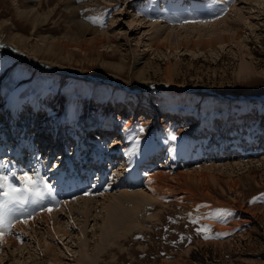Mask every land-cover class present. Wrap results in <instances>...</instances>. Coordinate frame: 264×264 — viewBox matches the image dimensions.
<instances>
[{
  "label": "rangeland",
  "instance_id": "374dc122",
  "mask_svg": "<svg viewBox=\"0 0 264 264\" xmlns=\"http://www.w3.org/2000/svg\"><path fill=\"white\" fill-rule=\"evenodd\" d=\"M27 1L0 0V19H7L5 26L10 29L8 42L47 65L73 73L62 80L53 68L45 71L15 53L0 50V176L17 179L19 183H7L23 187L18 177L36 173L52 186L53 193L67 191L64 197L89 192L104 198V193H119L125 186L128 191L147 187L157 202L143 204L135 214L128 208L131 203H118L116 215L122 218L102 235L92 207L81 209L84 212L72 209L74 218L81 213L75 223L69 218L72 240L44 234L54 242L53 248H59L57 263H49V253L44 252L52 243H36L46 223L34 222L36 233H18L22 249H14L10 241L0 242V264H30L34 257L26 256L37 247L40 256L34 259L40 264H264V97H233L264 91V0H40L38 10L50 12L48 21L39 27L41 33L56 37L78 33L76 15L109 36L104 42L96 40L89 50L83 44L82 49L68 46L61 53L33 50L11 38L13 29L31 41L37 39L32 24L17 13L16 7ZM219 18L224 21L215 28L208 25ZM188 24L204 26L181 28ZM90 36L91 32L85 33ZM138 54L141 58L133 68ZM120 60L122 69L101 64ZM244 61L248 68L239 71ZM74 72L110 80L96 81L91 90L90 81ZM15 88L20 90L13 98ZM18 108H23L25 116L13 121V110ZM128 121L132 123L129 145L137 150L127 166L134 173L132 182L126 181L127 170L116 172L108 157L113 141L91 137L104 122H111L107 125L111 131L114 125L123 127ZM25 123L29 128L22 131ZM34 124L43 127L49 138L56 129H65L66 144L52 147L55 153L49 152L50 147L39 149L30 132ZM18 143L23 147L22 158L15 153ZM84 149L90 161L80 165L76 155ZM99 157L105 160L103 165ZM210 163L215 167L205 170L200 180L193 171ZM142 171L165 175L150 188L142 181ZM185 171L192 174L183 178L180 174ZM74 181L79 183L77 190L73 186L63 190V182ZM21 209L33 211L29 204L17 205L16 210ZM222 209L231 214L217 215ZM61 215V221L68 220L67 213ZM130 219L137 225L117 235L114 231L120 232ZM204 226L210 227L209 239L197 231ZM94 230L96 234L100 231V239ZM81 234L85 235L82 241Z\"/></svg>",
  "mask_w": 264,
  "mask_h": 264
},
{
  "label": "bare ground",
  "instance_id": "6f19581e",
  "mask_svg": "<svg viewBox=\"0 0 264 264\" xmlns=\"http://www.w3.org/2000/svg\"><path fill=\"white\" fill-rule=\"evenodd\" d=\"M40 2V0H28L25 4H24V6H22V7H16L17 8V13L19 14V15H22V17L23 18H25V20H27V21H29L31 24H32V28L35 30V31H37L38 32V34H37V39H36V41H31L30 39H28L29 38V36H27V35H24L23 33H20V32H18V31H14L13 29H11L12 30V32H10L11 33V38L13 39V40H18L19 42H21L24 46H30L33 50H46V51H52V52H57V51H60V53L62 52L61 50H63V48H67L68 46H76V47H78V48H81V47H83V44H85L86 45V47H83V48H86V49H90L91 48V46L94 44V43H96L97 41L96 40H98V39H102V40H100L99 42H104V41H106V40H108V35H107V31H98L97 30V28H94V27H92L88 22H87V20H83V17H81V16H73V20H74V22L76 23V25H77V27H78V29H80V31L79 32H81V33H74V32H67V33H63L62 35H59L58 37H56V36H54V35H51V34H49V35H45V34H43V33H41L40 32V29H39V27L40 26H42L43 25V23H45V21H48L47 20V17H48V15L50 14V12H47V13H42V12H40L38 9L39 8H37L38 6H36V4L37 3H39ZM204 2V1H203ZM69 4V3H68ZM195 4V3H194ZM202 5V4H201ZM77 7V6H76ZM76 9V8H75ZM74 9V10H75ZM72 14V13H71ZM18 15V16H19ZM24 20V19H23ZM24 20V21H25ZM219 20V21H218ZM218 20H213L212 22V24H208V25H213V27L215 28V26L214 25H217L219 22H222V21H224L225 20V17H224V20H220V18L218 19ZM8 22V20L7 19H0V30H2V29H4L3 27L6 25V23ZM132 22V21H131ZM187 24V23H186ZM186 26H192V27H195V26H199V28H203V26H204V24H202V25H197V24H188V25H184V26H182L181 28L183 29V27H186ZM12 28V27H11ZM187 30H188V27H187ZM186 30V31H187ZM215 30V29H214ZM8 31H10V29H7V27L5 26V30H3L2 32V34L4 35H0V50H6V51H10V52H12V53H15V54H17V55H19L18 57L21 59H29V60H31L32 62H33V64L38 68V67H40V68H42L43 70H48V69H51V68H53L54 70H55V72H57V73H59L60 74V76H61V79L62 80H64L67 76H69V74H71V72H73L72 70H67V69H61V68H58V67H55V66H51V65H47L46 63H44V62H41V61H39L37 58H35L34 56L33 57H31V56H29V55H27V54H24L22 51H19V50H17V48L14 46V45H11L10 44V42H8V40H7V34H8ZM86 32H91V36H90V39H88V37H85V33ZM215 31H211L210 30V33H214ZM168 34H169V36H170V33L169 32H167ZM209 34V33H208ZM10 35V34H9ZM32 35V34H31ZM83 35V36H82ZM56 38H58V39H56ZM163 38H167V36H164V37H161V39H163ZM10 39V38H9ZM11 40V39H10ZM108 42V41H107ZM30 43V44H29ZM29 44V45H28ZM95 47V46H94ZM69 49V48H68ZM82 49V48H81ZM70 51V50H69ZM71 52V51H70ZM69 53V52H68ZM69 55V54H68ZM134 60H135V62H134V64H133V68H134V66H135V64L137 63V62H139V59L141 58V56L138 54V55H136V56H134ZM122 59V58H121ZM38 60V61H37ZM243 61V60H242ZM106 63V65L107 66H111V67H113V68H115V69H122L123 68V65H124V63H123V61L122 60H120V61H115V62H105V61H101V64L103 65V64H105ZM241 64V66L239 65V67H241V68H239V71L240 70H247V68H248V66H247V62L245 63V61L244 62H240ZM44 67V68H43ZM39 68V69H40ZM52 69V71H54ZM137 72L139 73V72H141L142 73V69H138L137 68ZM75 73V72H74ZM137 73V74H138ZM79 74V73H78ZM82 76L81 77H84V79H87V80H89L90 81V83H91V90H93V87L95 86V83H96V81H100V80H103V81H105V80H110V78L108 79V78H106V77H100V76H95V75H87V74H83V73H80ZM140 74H138V76H139ZM97 79V80H96ZM113 82H115V83H113L114 85H123L121 82H117V81H113ZM167 84V83H166ZM125 88L127 89V88H129L127 85H125ZM129 89H131V88H129ZM19 90H20V88H15L14 89V92H12L13 93V95H12V97L13 98H15V97H17V95L19 94ZM258 94H260V93H258ZM258 94H250V95H252L250 98H254V97H257V98H259V97H261V96H258ZM244 95H246V94H244ZM38 98L39 97H37L36 98V101H35V105H37V101H38ZM10 105V104H9ZM9 107V106H8ZM37 107V106H36ZM34 109V108H33ZM23 111V108L22 109H17V110H13V116L10 118L11 120H13V121H15L19 116H25V113H23L22 112ZM11 115V114H10ZM9 119V120H10ZM19 119V118H18ZM7 120V119H6ZM11 120H10V122H11ZM32 121H33V119H32ZM111 121V120H110ZM9 122V121H8ZM111 123V122H110ZM110 123H108V122H104L103 124H101L100 125V127L95 131L94 130V132H93V135L91 136L92 138H99L98 140H100V142H101V140L105 137V138H110V140H112L113 141V143H112V145L110 146V148H109V152H107V153H111V154H109V159H111V163H114V167H115V169H117V171L116 172H118V170H121L122 168H124V169H126L127 170V172H126V174H125V177H126V181H129V182H132L133 180H134V173H133V170H129V169H127V166L129 165V163H130V158L131 157H133L134 155H135V153L137 152V150L136 149H131L130 148V145H129V140L131 139V138H129L130 137V135H131V133H132V123L130 122V121H128L127 123H126V125L125 126H123V127H117L116 125H114V129H112L111 131H109L110 129H107V125H109ZM10 124V123H9ZM14 124V123H13ZM13 124H11V125H13ZM27 124L28 123H25V124H23L22 125V131H26L28 128L26 127L27 126ZM7 126V125H6ZM33 126H35V127H31L32 129L30 130V132H31V135H32V138L34 139V143H35V145L37 146V147H39V149H41L42 147H45V148H52V147H56L57 148V145H60V146H62L64 143L66 144V142H67V138L68 137H66L65 136V129H64V132H61L60 130L58 131V129H56L55 130V133L53 134L54 136H52V137H50L49 138V136L48 137H46V135H47V132H43L42 131V128H40L39 126L37 127V124H34ZM87 128H88V131H89V127L87 126ZM87 128L85 127L84 129H85V133H84V135H86L87 134V138H88V136H90L89 135V132H87ZM16 127H14L13 128V131L15 132L16 130ZM107 129V130H106ZM106 130V131H105ZM93 131V130H92ZM67 132V131H66ZM106 132H107V135H105L106 134ZM109 132V133H108ZM7 134V133H6ZM11 135V134H10ZM52 135V134H51ZM50 135V136H51ZM79 138V137H78ZM24 139V138H23ZM77 140V139H76ZM75 140V142H77ZM97 140V139H96ZM97 140V141H98ZM80 142V141H79ZM99 142V143H100ZM105 142V141H104ZM121 142V143H120ZM21 143V142H20ZM110 143V142H109ZM19 144V143H18ZM81 144V143H80ZM83 144V143H82ZM93 144H95V143H93ZM93 144H91V145H93ZM101 144V143H100ZM69 145V144H68ZM77 145V144H76ZM84 145V144H83ZM102 145V144H101ZM108 145V144H107ZM16 146V145H15ZM59 146V147H60ZM73 147V146H72ZM89 147V146H88ZM105 147V146H104ZM26 148V147H25ZM56 148H52L51 150H49V152H53V153H55V150H56ZM77 147H75V149H76ZM83 148V147H82ZM98 148V147H97ZM32 149V148H31ZM74 149V150H75ZM85 149H86V147H85ZM84 149V150H85ZM98 149H100V148H98ZM90 150V149H89ZM88 150V151H89ZM92 151H93V149H91ZM103 150H105V149H103ZM16 151L17 152H15L16 153V155H17V157L18 158H22V152H23V147H20V144H19V146L17 147V149H16ZM87 150H85V151H82V150H80L78 153H77V155H76V157H77V159L79 160V163H80V165L82 164V163H85V162H87V161H90V160H88L87 159V155H85V152H86ZM102 151V150H101ZM58 152H60V151H57L56 153H58ZM160 152H162V151H157V153H155V154H158V153H160ZM68 153V152H67ZM98 154V153H97ZM154 154V155H155ZM162 154H163V156H166V154H165V152L163 151L162 152ZM57 155V154H56ZM59 155V154H58ZM95 155H96V153H95ZM63 156V155H62ZM98 156H100V154H98ZM31 157V156H30ZM68 157V156H67ZM167 157V156H166ZM141 158H142V155L140 156V155H138L137 156V160H141ZM165 158V157H164ZM94 159V158H93ZM96 160H97V156H96V158H95ZM28 160H30L29 158H28ZM68 160V159H67ZM101 160H103L102 158H100L99 157V159H98V161H99V164H101V165H103L104 164V162H105V160H104V162H102ZM97 161V162H98ZM74 162V161H73ZM236 163H238V162H236ZM94 164V163H93ZM96 164V163H95ZM107 164V163H106ZM153 164V163H152ZM77 165H78V163H77ZM84 165H86V163L84 164ZM37 166V165H36ZM70 166V165H69ZM83 166V165H82ZM88 166V165H87ZM99 166V165H98ZM108 166V165H107ZM215 167V164L214 163H210V165H205V166H203V167H201L200 168V170H195V171H193V172H196L198 175H199V179L200 180H203V175H204V173H205V170H211V167ZM90 167V166H89ZM101 167V166H100ZM99 167V168H100ZM37 168V167H36ZM40 168V167H39ZM95 168V167H94ZM106 168V167H105ZM49 169V168H48ZM74 169V168H73ZM93 169V168H92ZM96 169V168H95ZM110 169V168H109ZM123 169V170H124ZM158 169V168H157ZM20 170V169H19ZM79 170V169H78ZM86 170V169H85ZM94 170V169H93ZM104 170V169H103ZM102 170V171H103ZM122 170V171H123ZM141 170V169H140ZM46 171V170H45ZM44 171V172H45ZM99 171V170H98ZM114 171V172H115ZM86 172V171H85ZM89 172V171H88ZM115 172V173H116ZM120 172V171H119ZM124 172V171H123ZM141 172V171H140ZM148 172H150V171H148ZM78 173V172H77ZM152 173V172H151ZM151 173H147V171L145 172V171H142V181H143V183H145L144 185H147L148 187H152V186H155L154 184H156V182H155V179H157L160 175H162V176H164L165 174H164V172L162 173V172H156V173H153V174H151ZM88 174V173H87ZM95 174V173H94ZM99 174V173H98ZM192 174V171L191 172H188V171H185V173H183V174H180V175H183L182 177L184 178V177H186L187 175L189 176V175H191ZM80 175V174H79ZM84 175V174H83ZM89 175V174H88ZM141 175V174H140ZM46 176V175H45ZM93 176V175H92ZM60 177V176H59ZM67 177V176H66ZM79 177V176H78ZM88 177V176H87ZM89 177H90V175H89ZM88 177V178H89ZM115 177H117L116 176V174H115ZM71 178V177H70ZM93 178V177H92ZM175 178V177H174ZM56 179V178H55ZM61 180V179H60ZM78 180V179H77ZM86 180V179H85ZM98 180V179H97ZM164 180V179H163ZM176 180V179H175ZM76 181V180H75ZM74 181V183L73 182H68V183H66V182H63V183H65V184H63L62 186L64 187V191H65V188H67L68 187V189H69V187H71V186H73V187H75V189H76V187H77V185L79 184L78 182L76 183ZM81 181V180H80ZM92 181V180H91ZM90 182V181H89ZM89 182H87V183H89ZM122 182V181H121ZM146 182H148V184L146 183ZM162 182V181H161ZM81 183V182H80ZM98 183V182H97ZM100 183V182H99ZM166 183V182H165ZM53 184H54V182H53ZM61 184V183H60ZM59 185V184H58ZM81 185V184H80ZM165 186H166V184H164ZM156 186H157V184H156ZM155 186V187H156ZM132 187V186H131ZM142 187V186H141ZM72 189V188H71ZM79 189V188H78ZM88 189V188H87ZM99 189V188H98ZM103 189V188H102ZM139 188H136V189H133V191H128V187L127 186H125L124 188H123V190H120L119 191V193L117 192V193H108L107 192V194L106 193H104L102 196H104V198H102V197H92L93 195L92 194H89V192H88V194H83V193H81V194H78V195H76V193H72V194H69V192H68V194L69 195H65V197H64V194H67V193H65V192H67V191H65V192H63L64 194H57L56 192L55 193H53L54 195H53V197H48L47 199H48V201H47V199H43V200H46L45 201V204H44V202H43V204L44 205H42L41 206V201H42V199H39V201L37 202V203H33L32 201H34V200H37V198L36 197H29V206H31L32 208H33V211H30V212H27V211H25L26 210V208H25V210H23V211H18V210H16V208H17V205H12L11 206V208H10V206H8V205H10V204H8L6 207H0V219H2V220H4L5 222H3V225H4V227L6 228V230L5 229H3V227H2V225H0V230H2V231H4L5 232V235L3 236V240L2 241H0V242H3L4 244H8L9 243V241H10V243H12L13 245H14V249H22V242L20 243V240H19V234L18 233H20V231H22V234L24 233H28V234H30L31 232H34V233H36V229H33V223L34 222H36V223H34V224H37V222L39 223L40 221H43L44 223H46V230H45V232L43 231V232H41V235H42V238H38V239H36L37 240V244L38 245H42L44 242H48L49 240H51V239H49L48 241L46 240V238H45V236H44V234H46V236H48L47 234H50V235H58L59 237L60 236H65V238L68 236V237H70L71 238V240L73 239V237L70 235L69 236V234L71 233V228H68V226H70V225H68L69 224V218L71 219V220H73L72 221V223H75V218L79 215H75V218L73 217V210L72 209H74V210H77V211H82L81 209H87V208H90V207H92V211H93V215H94V217H95V221H97L98 223V227H100V231H101V235H102V231L104 230V229H107V228H110L111 226H112V224L114 225L116 222L115 221H119L121 218H122V215L120 214V215H116V213H119V211H118V208H119V204H123V202H125L126 204H128L129 205V203H131V206H129L128 208L129 209H131L132 210V213L133 214H135V212H137L138 210H139V208H140V206H142L143 204H145V203H148L149 201H156L157 199H155V197H156V195H154L153 194V191H151V192H148V189H147V187H142L140 190H138ZM165 189V188H164ZM62 190V191H63ZM77 190V189H76ZM170 190V189H169ZM168 189L166 190V191H169ZM54 191V190H53ZM97 191V190H96ZM155 191V190H154ZM163 191H165V190H163ZM171 191V190H170ZM169 191V192H170ZM73 192V191H72ZM98 192H101V189H99V191ZM62 193V192H61ZM85 193V192H84ZM163 193H165V192H163ZM169 194V193H168ZM164 196V195H163ZM158 198V197H157ZM120 199V200H119ZM2 200V199H1ZM4 200H5V198L2 200V201H0V204H2L3 202H4ZM159 201V200H158ZM157 202V201H156ZM39 203H40V206L41 207H39ZM115 203H117L116 205H114ZM119 203V204H118ZM90 204V205H89ZM127 205V206H128ZM24 207H25V205H24ZM14 208V209H13ZM48 208H52L53 210L51 211V212H49V211H47V209ZM65 212V213H67V217H68V220L67 221H61L60 220V218H61V212ZM89 211V210H88ZM82 212H84V211H82ZM87 212V211H86ZM101 212H103L102 213V215H100V217L98 218V220H97V216H98V214L100 213L101 214ZM83 214V213H82ZM29 215L31 216V218L30 219H28V222L27 223H24V222H22L25 218H28L29 217ZM58 215H60V217L58 216ZM80 215H81V213H80ZM79 215V216H80ZM65 216V215H64ZM17 218V219H16ZM19 218V219H18ZM20 218H22L21 220H20ZM133 218H134V216H133ZM66 219V217L63 219V220H65ZM9 221H11V223H12V227L11 228H8L7 227V224H8V222ZM122 221V220H121ZM40 224V223H39ZM137 225V223L134 221L133 222V219H130L128 222H127V224H125V226L122 228V230L120 231V232H117V231H114V232H116V234L117 235H123L124 233H127V232H130L135 226ZM41 226V225H40ZM31 229H33V230H31ZM43 229V228H42ZM7 230L9 231V232H7ZM40 231V230H39ZM48 233H47V232ZM98 230H94V236L96 237H98L99 239L101 238V236H100V231H99V233L98 234H96V232H97ZM81 233H83V232H81ZM25 234V235H26ZM37 234H39L38 232H37ZM107 234H109V232H107ZM83 234H81V235H78V238L81 240L85 235H83ZM51 236V237H52ZM58 236H56V237H58ZM91 237V236H90ZM113 237V236H112ZM30 237H28V239H29ZM31 239V238H30ZM35 239V238H34ZM34 239H32L31 241H33L34 242ZM78 239V240H79ZM96 239V238H95ZM30 241V240H29ZM82 241V240H81ZM87 241V240H86ZM50 243H52L51 241H49ZM54 243V242H53ZM53 243L50 245V247H47L46 248V250H44V252H47V253H49L48 254V256H49V258H48V262L50 263V262H53V261H55L56 262V260H60V258H59V254H58V252H59V248L58 247H56V249L55 248H53ZM85 244H86V242H84ZM80 244L81 243H79V247H80ZM33 246H35V245H33ZM32 246V247H33ZM45 246H48V245H45ZM81 249V248H80ZM71 250H72V247H71ZM76 250V249H75ZM85 250H86V248H85ZM88 250V249H87ZM14 251V250H13ZM43 251V250H42ZM3 252V251H2ZM18 252H20V251H18ZM24 252V251H23ZM22 255V254H21ZM36 255H37V257H39L40 256V254H39V252H38V247L34 250V251H32V252H29V255L28 256H26V258L28 259H31V257H36ZM39 255V256H38ZM13 258V257H12ZM33 258V260H32V262L31 261H29L30 262V264H40V260H38V259H34ZM26 259V260H27ZM20 260L18 259L17 260V262H19ZM47 262V263H48ZM54 262V263H55ZM53 263V264H54ZM57 263V262H56ZM55 263V264H56ZM58 264H60V263H58ZM64 264H68L67 262H65Z\"/></svg>",
  "mask_w": 264,
  "mask_h": 264
},
{
  "label": "snow or ice",
  "instance_id": "6c2138e0",
  "mask_svg": "<svg viewBox=\"0 0 264 264\" xmlns=\"http://www.w3.org/2000/svg\"><path fill=\"white\" fill-rule=\"evenodd\" d=\"M140 131H143L141 128ZM172 139H175V134H172ZM7 177L6 176H0V189H6L3 192H0V195H2L5 200L2 204H0V207H6L8 204H14V205H26L29 203V197H36L37 200L32 201L33 203H37L39 199H42L44 196L53 197V188L52 186L48 185L47 182L41 177L38 178L36 173H33L30 175L29 173H24L23 175L19 176V181L23 184V187H19L13 184L7 183ZM88 194V193H85ZM54 198V197H53ZM53 209L48 208L47 211L51 212ZM23 211V209H21ZM217 215L227 216L230 215V210L222 209L217 210ZM31 216L29 215L28 218H25L22 222L27 223L28 219H30ZM195 223V221H193ZM3 224V220L0 219V225ZM8 228L12 227L11 221L7 224ZM199 232L205 233V239H209L210 236L207 235L208 232H210L209 226H204L203 228L197 229ZM5 235V232L0 230V241L3 240V236Z\"/></svg>",
  "mask_w": 264,
  "mask_h": 264
},
{
  "label": "water",
  "instance_id": "95a60500",
  "mask_svg": "<svg viewBox=\"0 0 264 264\" xmlns=\"http://www.w3.org/2000/svg\"><path fill=\"white\" fill-rule=\"evenodd\" d=\"M25 60H27V62H31V63H33L32 61H30L29 59H25ZM44 68V67H43ZM71 73H73V72H71ZM75 75H78V76H82L81 74H78V73H74ZM252 95H244V94H240V95H237V96H233V97H251ZM258 96H261V97H263L264 96V91L262 92V93H260V94H258Z\"/></svg>",
  "mask_w": 264,
  "mask_h": 264
}]
</instances>
